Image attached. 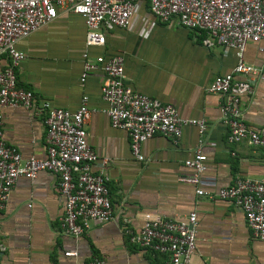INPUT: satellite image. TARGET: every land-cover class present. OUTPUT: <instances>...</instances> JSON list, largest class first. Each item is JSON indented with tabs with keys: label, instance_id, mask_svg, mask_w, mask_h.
I'll return each instance as SVG.
<instances>
[{
	"label": "crops",
	"instance_id": "1",
	"mask_svg": "<svg viewBox=\"0 0 264 264\" xmlns=\"http://www.w3.org/2000/svg\"><path fill=\"white\" fill-rule=\"evenodd\" d=\"M137 7L130 28L102 29V47H86L83 19L60 10L54 20L17 43L25 54L14 71L17 84L31 90L38 104L48 101L73 112L87 97L86 141L98 157L92 172L107 179L113 220L92 222L79 237L62 234L59 220L65 199L58 192V177L43 171L32 180L18 178L0 210V264H89L94 257L106 264H161V255L130 243L124 227L136 233L145 213L178 220L191 211L196 212L197 224L190 264H264V242L251 236L241 210L226 201L197 197L194 186L179 180L190 173L184 162L193 156L199 139L196 128L184 127L177 143L153 136L141 144L144 161H138L128 135L110 125L100 92L103 72L95 70L80 82L84 53L92 60L122 57L125 85L172 105L181 119L206 122L202 152L207 161L200 188L215 192L238 178L264 177V150L245 140L227 142V127L219 114L221 98L206 91L215 77L234 68L236 51L220 45L206 49L200 44L201 33L158 22L147 0ZM244 58L255 67L264 61L256 44L246 46ZM9 62L0 54V73ZM241 106L247 127H264V82L253 84ZM2 132L5 144L23 159L45 158L43 114L5 108ZM67 252L76 256L66 257Z\"/></svg>",
	"mask_w": 264,
	"mask_h": 264
},
{
	"label": "built area",
	"instance_id": "2",
	"mask_svg": "<svg viewBox=\"0 0 264 264\" xmlns=\"http://www.w3.org/2000/svg\"><path fill=\"white\" fill-rule=\"evenodd\" d=\"M142 0H0V54L10 62L0 73V210L18 178L34 179L46 171L58 177V192L65 199L64 214L59 220L62 234L79 237L90 223H108L113 210L103 174L92 172L98 157L86 141L85 124L90 116L87 97L73 112L52 106L48 101L37 103L34 93L17 84L15 68L25 60L17 43L54 20L58 11L79 15L86 26V47L104 45L102 29H128ZM148 10L160 23H177L180 27L202 34L200 44L206 49L223 46L236 51L237 62L227 74L220 75L207 86L209 94L221 98L219 114L227 127V142L247 141L264 150V127L251 129L242 117V98L252 93L255 82H264V61L260 67L246 63L244 52L248 44L258 45L264 55V0H147ZM80 82L89 73L104 74L101 97L112 128L124 131L130 139L133 157L144 161L141 144L155 135L168 137L177 143L186 126L196 128L198 141L191 159L184 162L190 170L180 177L182 183L195 187L197 197L233 204L244 214L246 225L254 239L264 242V177L261 180L238 178L233 185L215 192L200 188L201 175L207 158L202 152L203 137L208 126L203 120L181 119L176 109L163 104L124 84L123 59L120 56L90 59L82 55ZM23 108L43 114L46 127L45 158L23 159L3 140L2 110ZM103 165L108 162L101 160ZM140 229L124 231L132 244L161 255V264H190L196 250L195 211L184 218L172 220L149 213L143 214ZM66 257L76 256L67 252ZM89 264H106L94 257Z\"/></svg>",
	"mask_w": 264,
	"mask_h": 264
},
{
	"label": "trees",
	"instance_id": "3",
	"mask_svg": "<svg viewBox=\"0 0 264 264\" xmlns=\"http://www.w3.org/2000/svg\"><path fill=\"white\" fill-rule=\"evenodd\" d=\"M148 3V2H147ZM201 37H202V34H201V36H200V39H201Z\"/></svg>",
	"mask_w": 264,
	"mask_h": 264
}]
</instances>
